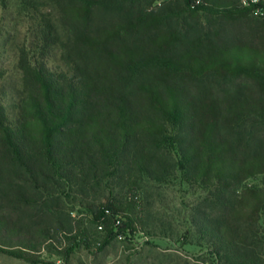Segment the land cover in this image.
<instances>
[{"label":"trees","instance_id":"1","mask_svg":"<svg viewBox=\"0 0 264 264\" xmlns=\"http://www.w3.org/2000/svg\"><path fill=\"white\" fill-rule=\"evenodd\" d=\"M48 1L57 5L67 38L60 42L46 22L35 33L36 47L40 55L61 43L64 65L23 57L21 89L10 97L0 92V178H5L6 160L34 182L49 184L56 178L86 190L116 172L124 193L94 213L96 229L104 234L102 242L118 232L144 233L141 181L162 182L170 173L171 163L154 149L174 128L177 135L171 141L189 181L227 194L218 216L199 213L200 236L219 264H264V17L259 45L211 40L174 54L169 48L177 38L171 33L138 44L126 37L143 27L157 28L166 12L235 21L249 17L251 10L239 0H175L162 15L133 14L128 22L92 30L97 11L132 1ZM83 54L90 55L91 63L78 61ZM137 72L148 77L135 83L139 100L134 101L127 86ZM180 76L242 79L255 91L223 98L193 95L176 80ZM249 180L259 183L247 184ZM39 187L47 189L42 182ZM15 199L29 201L20 192ZM49 233L0 218V253L40 263L31 250L38 247L37 235Z\"/></svg>","mask_w":264,"mask_h":264},{"label":"rangeland","instance_id":"2","mask_svg":"<svg viewBox=\"0 0 264 264\" xmlns=\"http://www.w3.org/2000/svg\"><path fill=\"white\" fill-rule=\"evenodd\" d=\"M116 9L97 11L92 30L125 23L135 16L149 17L166 12L175 0H131ZM262 17L251 14L243 20L208 18L201 13L193 20L187 15H162L157 27H143L132 35H124L132 43H141L160 33H171L177 41L170 52L183 53L194 43L215 40L225 43L259 45L262 39ZM46 22L57 30L60 42H65L67 29L57 5L48 0H0V92L9 96L21 89L20 60L30 62L41 58L48 66H63L64 52L59 43L48 52L39 50L34 36ZM90 28V27H89ZM88 28V29H89ZM81 55L80 62H89ZM154 74V73H153ZM147 74L137 72L128 77L127 92L134 101L139 100L135 83ZM191 94L210 93L218 97L252 93L250 81L236 78L208 76L190 79L176 78ZM9 97H6L8 99ZM7 112L10 111L7 109ZM177 130L169 128L155 155L171 163V171L162 182L144 177L139 191V208L145 232L117 233L102 242L104 236L96 229L94 213L106 204L107 199L121 196L116 184V172L93 190L65 184L54 178L46 184L47 191L39 187L13 162L3 163L5 178H0V218L37 233L49 231V236L37 235L38 247L31 253L37 264H219L210 247L199 234V213L214 218L222 213L227 194L208 190L189 181L176 145L171 141ZM249 180L247 184H258ZM17 192L24 193L29 201L15 199ZM222 198V199H221ZM100 212V211H99ZM264 238V218L260 221ZM0 264H36L0 253ZM223 264V263H220Z\"/></svg>","mask_w":264,"mask_h":264},{"label":"built area","instance_id":"3","mask_svg":"<svg viewBox=\"0 0 264 264\" xmlns=\"http://www.w3.org/2000/svg\"><path fill=\"white\" fill-rule=\"evenodd\" d=\"M239 4L243 8H248L251 13L264 17V0H239Z\"/></svg>","mask_w":264,"mask_h":264}]
</instances>
